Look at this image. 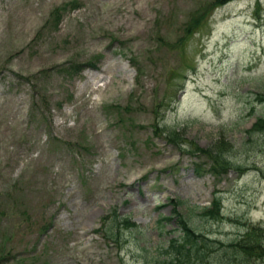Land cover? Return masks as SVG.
Here are the masks:
<instances>
[{
  "label": "rangeland",
  "instance_id": "rangeland-1",
  "mask_svg": "<svg viewBox=\"0 0 264 264\" xmlns=\"http://www.w3.org/2000/svg\"><path fill=\"white\" fill-rule=\"evenodd\" d=\"M212 1L0 0V264H161L171 198L219 241L192 264H264L228 247L264 231V0Z\"/></svg>",
  "mask_w": 264,
  "mask_h": 264
},
{
  "label": "trees",
  "instance_id": "trees-1",
  "mask_svg": "<svg viewBox=\"0 0 264 264\" xmlns=\"http://www.w3.org/2000/svg\"><path fill=\"white\" fill-rule=\"evenodd\" d=\"M220 0H216L218 2ZM222 3V2H219ZM258 125H260L262 129H264V118L258 119ZM219 198H215L212 201L210 207L202 208V214L211 216L212 218H216L219 215ZM174 214L178 217L179 224V235L175 238H171L169 240V249L172 250L171 253L173 255L170 256L169 260H164L163 264H187L190 260L191 255H193V250L196 247H199L201 242H206L203 236L200 234H196L193 231L191 225L188 224L187 220L183 215L179 213V211L174 207ZM260 229L257 231L256 229H250L246 231L236 244L235 248H238L243 254L253 253L255 249L258 247V241L261 240ZM260 246V245H259ZM234 248V247H233ZM203 253V252H201ZM199 251L195 252V255H198ZM175 255V256H174Z\"/></svg>",
  "mask_w": 264,
  "mask_h": 264
}]
</instances>
